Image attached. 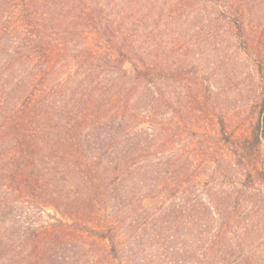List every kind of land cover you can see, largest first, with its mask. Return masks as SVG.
Instances as JSON below:
<instances>
[{
    "label": "rangeland",
    "instance_id": "1",
    "mask_svg": "<svg viewBox=\"0 0 264 264\" xmlns=\"http://www.w3.org/2000/svg\"><path fill=\"white\" fill-rule=\"evenodd\" d=\"M105 2L127 45L134 46L155 73L177 76L163 86L165 96L156 97L155 111L136 110L121 122L135 133L133 141L127 137L121 154L133 151L142 160L133 179L131 175L125 182L132 198H124L128 202L119 212L112 211V198L108 209L101 205L81 218L80 226L102 231L112 222L122 228L120 238L131 231L127 248L141 253L135 264H201L199 244L185 228L184 209L187 202L213 198L216 212L231 221L228 225L225 220L223 236L216 227V264H264V139L245 164L230 143L249 140L262 117L264 0ZM20 10L16 1L0 0V99L8 89L22 90L30 67L22 51ZM84 39L88 56L109 52L97 33L88 31ZM58 55L56 49L55 58ZM83 73L79 62L65 63L48 89L66 85L65 103L77 85L71 77L78 80ZM117 78L110 77L105 90L117 86ZM108 96L102 91L96 102L112 106ZM105 113L111 115V109ZM156 153L160 155L146 159ZM49 215H55L52 207L45 209V225L54 223ZM10 220L11 215L0 222V264H30L20 237L23 230L17 229L12 242ZM142 224H147V234L140 239L143 232L137 229ZM74 228L69 229L70 240L81 246L84 240L91 258L77 257L69 264H113L106 242ZM166 249L173 254L165 257Z\"/></svg>",
    "mask_w": 264,
    "mask_h": 264
},
{
    "label": "trees",
    "instance_id": "2",
    "mask_svg": "<svg viewBox=\"0 0 264 264\" xmlns=\"http://www.w3.org/2000/svg\"><path fill=\"white\" fill-rule=\"evenodd\" d=\"M13 1L20 4L22 51L30 67L22 90L8 89L0 99V222L11 215L12 242L17 229L23 230L20 237L24 238L30 264H69L77 257L90 259L84 240L82 246L70 240L69 229L74 227L106 242L107 256L113 264H135L134 259L141 253L127 248L131 231L120 238L122 228L112 222L102 231L80 226V222L101 205L108 209L112 198L115 212L128 202L124 198H132L125 182L131 175L133 179L142 160L133 151L121 154L127 137L130 141L135 137L121 122L136 110L155 111L157 99L165 96L163 86L177 75L163 70L155 73L135 47L127 45L105 0ZM88 31L102 38L104 49H109L107 54L87 55L84 35ZM56 49L59 55L55 58ZM72 61L79 62L84 73L78 80L75 75L71 77L77 85L64 103L62 91L66 85L48 87L56 80L60 66ZM127 64L132 66L130 70L125 69ZM112 76L118 77L117 86L105 90ZM102 91L109 94L112 106L104 100L96 102ZM110 109L111 115L107 116L105 112ZM261 114L249 140L241 145L230 142L240 163L245 164L252 150L262 145L264 99ZM159 155L147 154L146 159ZM184 160L188 165L189 157ZM48 207L55 210L53 217L48 216L54 223L45 225ZM184 211L185 228L193 235L192 241L199 244L201 264H216V227L217 234L223 236L225 220L231 225L230 218L224 220L216 212L213 198L187 202ZM146 225L142 224L137 232H143ZM169 251L166 249L165 257L173 254Z\"/></svg>",
    "mask_w": 264,
    "mask_h": 264
}]
</instances>
